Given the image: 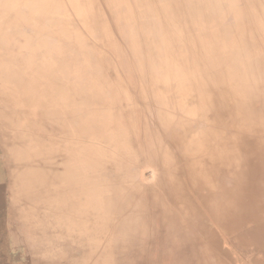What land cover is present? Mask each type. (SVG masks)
Here are the masks:
<instances>
[{"label": "rangeland", "instance_id": "1", "mask_svg": "<svg viewBox=\"0 0 264 264\" xmlns=\"http://www.w3.org/2000/svg\"><path fill=\"white\" fill-rule=\"evenodd\" d=\"M157 2L165 0H0V264H197L184 224L197 190H187V207L180 198L182 223L163 221L169 242L143 208L160 200L150 164L167 140L175 148L183 134L205 144L221 136L234 110L209 82L193 86L203 101L182 102L166 53L190 66L203 46L211 62L227 60V88H244L264 54V10L259 0ZM257 124L245 135L252 149L264 137ZM255 174L264 180L263 168ZM230 256L235 264L245 254H218L221 264Z\"/></svg>", "mask_w": 264, "mask_h": 264}, {"label": "bare ground", "instance_id": "2", "mask_svg": "<svg viewBox=\"0 0 264 264\" xmlns=\"http://www.w3.org/2000/svg\"><path fill=\"white\" fill-rule=\"evenodd\" d=\"M38 1H40V0H37V2ZM259 1L261 3V7L264 10V1L263 0H259ZM180 2H181V0L173 1L174 6L173 7L170 6V8H174V7L178 6ZM190 2L192 3V7H189V8H194L193 7L194 0H190ZM202 2H203V0H201V5H202ZM212 2H213V0H204V8H209L211 6ZM55 3L56 2H54L53 4H55ZM157 3L158 4L153 3L152 5H154L156 8H164L165 2H157ZM51 6H52V4H51ZM184 6H186V5H184ZM53 8H56V7H53ZM96 8H98V7H96ZM181 8H183V7H181ZM87 12H88V10H87ZM240 17H242V16H240ZM162 22H163V24L158 26L157 28L163 27V25L165 24L164 18H163ZM196 24H199V21ZM176 25L180 26V29L184 26V25L181 26L180 23L176 24ZM191 39L195 40V38L187 37V40L189 42L192 41ZM222 40H223V38H222ZM181 41H182V39L180 40V42ZM261 41H262V39H261ZM225 44H227V43H225ZM10 48H12V47H10ZM233 49H234L233 46H231V48L228 49L224 46V44L223 45L217 44L216 50L220 53H227L229 55V54L235 53ZM253 52L254 51L252 49V53ZM168 53H170V52H168ZM168 53H166V59H168L167 62H169L170 73H171L173 80H174V88H175L174 92H176L177 96L181 99L182 102L187 101L186 99L188 98L189 95L190 96L191 95H194V96L199 95L200 97L203 98L204 94H202L201 90L200 89L195 90L193 88V86H194V84H198V83L202 82L203 80L204 81L207 80L210 83H212V85H217V86L220 85V88H221V86L223 87L224 91L222 90V88H221V90L227 96V98L231 104V107L234 110L233 116H232V123L230 124L229 127L225 128V130L221 136L211 137L210 135H208L210 137L205 140V142H206V144H205V143L201 142L204 139H201L200 142H197V141H194L191 139L190 140L187 139L186 136L183 134L178 140V141H180V144L175 146L176 149L174 148V145L172 143H170L171 141L167 140L165 145L163 143L160 144V150L156 154L157 159H155L154 162H152V164H150V166L154 168V169H151V173L154 174L155 172H157V176L160 180L155 185L149 184V187H153L154 190L160 191V194H159L160 200L159 201H154V199L150 200L149 202H147L144 205L143 208L147 213L151 214L150 218H152V220L155 221L154 225L156 223H158V226L155 225L156 227H159L158 232L163 234L164 236L168 237L169 242H173L174 236L169 231L166 234H164V232H162L163 230L161 231V229L164 228V226H165L162 223H163V221H170L171 224H173V222L174 223H180V222L182 223L181 217L177 213V211H178V207L181 206V202H180L181 197L184 198L182 201V205L184 204L185 207H187V204L188 205L192 204L189 202V200L186 199V195L188 194L187 193L188 189H191L192 191H193V189L197 190L196 192L194 190L195 193H192L193 198L194 197L197 198L199 196V199L201 200V202L204 206V209H205V212H204L205 216H206V218H209L211 221L210 224H213V220H215L219 225H222L225 227H228L229 225H231L234 217H237L238 215H241L243 213H247L248 211H250L249 209L247 210V208H246V196H249V195L252 196L253 195L254 203L256 202V200L258 201L257 203L261 202L260 199L264 200V193L261 195L256 193L259 189H264V180H262L263 178L262 179L259 178L260 175L258 176V174H255L259 168L264 169V137L260 141L259 146L256 144L258 147L256 149L253 147V149H254L253 150L251 147V142L249 141L250 142L249 143L248 137L245 136L247 134L251 135L249 133V130H251V129H252L251 131H253V129H254V131H257L258 127L257 128L255 127L256 129L254 127L252 128V125L254 124L255 121L258 122L257 126L260 127L259 129L264 128V109H262V111H258V108H256V105L258 104V102H262L261 105L264 108V54L259 59L258 65L256 64L258 67L252 66V72H251V74H249L248 82L246 84H244V88L239 87L238 88L239 90L238 89L235 90L233 88L232 89L227 88V87H229L228 78H230V77L228 76L229 73L227 71L225 72V70H226L228 64L225 63V61H227V60L222 58L221 55H218L219 60H217V62H211L212 61L211 57L204 55L203 46L202 47L199 46L198 48H194L192 53L190 54L191 56H190V66H189L188 64L186 65L185 62L183 61V58H185V57L177 59V58H179L178 56H176V55L174 56V55H171ZM177 60H179V62H177ZM228 60H231V59H228ZM165 61H164V63H165ZM6 67H8V66L6 65ZM166 67H167V65H166ZM233 76H234V74H233ZM184 83L188 84V86L190 84L191 88L189 87L187 89L188 86L185 88H182L181 85ZM221 90H219V92H222ZM246 90L249 91V99L245 98V96L242 94V91L245 92ZM171 97H172V95H171ZM160 98H162V97H160ZM216 98H218V97H216ZM241 98H242L244 104L240 103ZM247 102H248V104H247ZM185 104H187V103H185ZM171 105L173 106V104H171ZM175 105L176 104H174V106ZM168 106H169V103H168ZM186 107L179 108V111H184ZM229 109H231V108H229ZM172 118H173V116H172ZM203 118H204V116H203ZM227 121H229V120H227ZM227 124H228V122H227ZM155 125H157V124H155ZM173 125H174V123H173ZM175 125H177V124L175 123ZM64 131H62V132H64ZM125 136H128V135H125ZM128 142H130V141H128ZM168 143H170L169 146L172 150L171 152L167 151V149H166ZM154 144L156 146V144H157L156 141H154ZM204 148L205 149H213L216 151V153H213L207 159H205V156H204L205 149ZM173 149H175V152H173ZM53 150H55V149H53ZM211 153H212V150H211ZM211 153H209V154H211ZM63 158H64V156H63ZM132 160H133V158H132ZM68 161H70V160H68ZM127 163H128V161H127ZM120 164H121V162H120ZM63 173H64V171H63ZM137 174H138V172H137ZM223 179H225V181L222 182L221 180H223ZM228 181H231L232 185L226 184ZM96 182H99V181H96ZM134 185L138 186V182H137V184H134ZM196 210H198V209L197 208L193 209V211H196ZM181 211H183V210H181ZM160 214H161V216H160ZM155 215H157V218L154 217ZM165 215H167L168 218L166 220L161 219ZM201 215H202V212L199 216L201 217ZM185 220L188 221V223L186 224V222H184V224L188 227L190 224V228H192V226L196 225L195 222L193 221V219L189 222L188 217H186ZM210 224H209V226H210ZM186 226L184 228L185 230H186ZM171 228L172 229L175 228V225H172ZM191 231L193 232V234L191 233V235H190L189 232H191ZM186 235H188V237H189V240H188L189 244H191L194 247L193 251L197 252L198 240L195 239V234H194L193 228L190 229L189 231H187ZM176 236H177V234L175 235V237ZM167 254H169V253H167ZM202 257H204V256H202Z\"/></svg>", "mask_w": 264, "mask_h": 264}, {"label": "crops", "instance_id": "3", "mask_svg": "<svg viewBox=\"0 0 264 264\" xmlns=\"http://www.w3.org/2000/svg\"><path fill=\"white\" fill-rule=\"evenodd\" d=\"M170 3L174 4L173 1ZM164 8H170L169 2L166 0ZM207 82L209 81L203 80L200 83L205 85ZM210 84L212 85V83ZM186 85L188 86V84ZM215 86L217 85H212V87ZM218 86L220 87V85ZM200 99L203 101L202 97ZM226 184L232 185V182L228 181ZM260 201L257 203L256 200L254 203L253 195L246 196V208L250 211L234 217L231 225L225 227L219 225L215 220H213V224H210L211 221L205 216V209L201 200L196 199L194 203L202 215L200 217L201 212L199 214L196 210L192 211L189 216L193 217L192 219L196 224L192 228L198 240L197 252H193L196 253L197 264H221L218 254L224 253L245 254L244 257L234 259L235 264H238V261L239 264H264V200L260 199ZM191 233L193 234L192 231L190 235ZM232 260L233 258L230 256L228 261L231 264H233Z\"/></svg>", "mask_w": 264, "mask_h": 264}]
</instances>
